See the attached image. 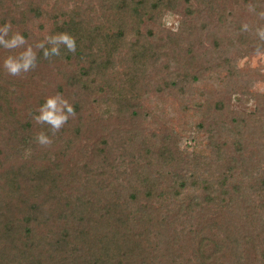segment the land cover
<instances>
[{
	"label": "trees",
	"instance_id": "16d2710c",
	"mask_svg": "<svg viewBox=\"0 0 264 264\" xmlns=\"http://www.w3.org/2000/svg\"><path fill=\"white\" fill-rule=\"evenodd\" d=\"M21 1L26 4L23 9L16 6L18 23L28 25L29 18L43 21L41 30L51 22L53 28L46 36L67 32L77 47L74 53L62 47L59 56L45 58L34 43V69L17 76L0 74V90L29 113L20 127L0 122V264H264V154L258 155L261 143L254 137L257 129L259 139L264 137V96L256 113L239 119L235 114L224 116L227 105L215 94L211 101L200 100L194 110L208 119L211 135L205 153L183 146L192 138H186L184 130L181 135L153 127L144 135L132 126L124 134L114 124L98 135L77 118V103L72 104L75 115L55 135L33 119L48 98L35 94L28 84L36 75L33 71L63 59L68 65L87 62L81 76L95 67L99 76H105L115 42L129 38L134 39L140 60L129 61L132 79L123 85L122 95L109 85L104 92L126 119L143 123L146 117L141 106L132 104V94L139 90L135 89L138 67L163 63L168 87L176 90L183 83L192 88L201 72L209 73L205 79L217 76L227 90L242 89L247 75L228 59L216 66L225 69L226 74L219 75L209 65L198 66L189 40L167 34L153 45L147 41L160 32V24L151 22L153 13L180 4L186 8L178 34L200 33L193 34L201 27L198 23L191 27L196 15L205 30L196 12L200 0H148L149 10L143 7L146 0H53L58 4L56 14H49L48 0H41L44 8L40 1V5ZM201 1L204 12L223 25L226 20L218 14L216 0ZM251 1L258 12H264L262 0ZM5 14L12 16L10 11ZM132 18L136 29L129 23ZM144 20L151 24L140 33ZM259 26H264V18L256 16L249 29L254 39L246 43L251 53L260 44L255 32ZM84 80V90L92 86V93L101 95L104 87L99 82ZM66 82L67 87L79 83L74 74L67 75ZM61 93L56 89L53 96ZM209 116L214 119L211 129ZM202 128L199 123L195 129ZM40 132L51 136L50 145L36 143Z\"/></svg>",
	"mask_w": 264,
	"mask_h": 264
},
{
	"label": "rangeland",
	"instance_id": "374dc122",
	"mask_svg": "<svg viewBox=\"0 0 264 264\" xmlns=\"http://www.w3.org/2000/svg\"><path fill=\"white\" fill-rule=\"evenodd\" d=\"M39 1L41 5L38 4ZM137 1L139 0H135V2ZM262 1L264 2V0ZM45 3L50 6L49 14L58 13V4H55L53 0L45 1ZM215 3V6L220 9L218 14L224 18L223 20H226L223 25L220 26L222 23L218 21L217 18H211L213 16L204 12V3L200 0L197 7L196 4L194 5L197 8L196 12H200L199 14L206 25L205 30H201L202 22L199 20V15H196L190 20L193 21V23L191 22V27H194L193 25L198 23L197 25L201 27L196 29L193 34L198 31L200 33L196 34V36L178 34L181 23L185 21L184 9L186 8L183 4H180V7L174 10L162 9L159 12L158 9L155 11L152 15L151 19L153 20H151V22L154 23L156 27L160 24V32L153 39V36L146 38L151 45L154 44L155 40H163L164 36L167 34L173 36L178 41H185L187 43V40H189L194 46L196 59L199 61L198 66L201 65L203 69L207 68V65H209L213 67L215 71L217 70V72L220 73L219 75H225V69L216 66L219 65L222 60L228 59L238 72L247 75L246 78L248 82L247 84H243L244 86L242 89L232 86L230 87L231 89L227 90L222 82L220 83L216 80L217 76L205 79L209 73L203 74L204 72H201L196 78V82L193 84L192 88H190L191 85L188 86L183 83L177 86L180 88L176 90L174 87H168L169 82L166 77L169 74L167 69L162 65L163 63L156 65L155 68H150L148 66V68L143 70L138 67V77L135 80V89L136 91L139 89L136 92L138 97L135 93L132 94L135 101H132V104H137L139 105L138 107L141 106L140 110L146 117H144L145 121L143 123L132 121L128 118L126 119L125 115L119 113L118 108L109 101L110 99L112 100V97L106 95L104 92L106 89L108 90L107 85H109L108 87H111L114 93L118 94V96L119 94L122 95L123 85L128 84V81H130L129 78L132 79V73L129 70L131 68L129 66V61H140L134 53V39L132 38L123 40V42H115L112 58L108 59L111 63L110 70L105 72V76H99L96 67L93 68L91 74L81 76L84 72L83 67L88 65L87 62H82L79 65H68L63 59H59L56 61L52 60V63L47 64L40 70L33 71L36 74L33 78L35 83H33L31 79L30 81L32 82H28V84L35 94L41 96L51 97L54 95L56 89L63 90V93L60 95L62 98L66 99L71 105L73 103L79 104L77 118L85 122V124L98 135H101L102 132L105 133L111 128L107 125L113 127L114 124V126H119L121 129L120 131L123 133H127L130 127L135 126L138 129L137 131L142 132L144 135H147L153 127L163 131L174 129L176 132L178 131V133L181 132V135L184 133L182 132L184 130L186 138L188 136L192 138L184 142L183 146H187L189 151L197 150L198 152L205 153L208 137L210 135L207 133L209 122L201 113L194 110L200 100L208 99L211 101L215 94V98L224 100L227 105L224 116L228 119L230 114H235L239 119L240 117H246L248 114L256 113L257 109H260V99L264 96V55H257L256 53L249 52L252 47H250L251 45H246L249 40L253 41V36H255L254 32L249 31V29L254 26V20L257 16L256 12H258L255 9V5L251 0H216ZM12 4L14 5L12 6ZM25 4L26 3L21 0H2L0 2V25L5 21H10L12 24L10 35L16 32L21 33L25 36L27 41V45L25 46H28L38 43V39H43L53 27L50 24L51 22H48L44 25L43 29L39 30L40 24L44 22L42 21L39 23L32 18H29L30 22H27L28 25H21L18 23L20 16L16 6L18 5V7L23 9ZM33 4L40 5L42 8L45 7L44 4L41 3V0H34ZM133 6V1H131L129 6L130 10ZM143 7L149 10L150 3L148 0L144 2ZM251 8H254L256 12L250 11ZM261 9L264 10V6ZM8 11L12 12L11 17H7L8 15L5 14ZM14 11L15 13L13 14ZM157 17H160L159 22L156 21ZM206 17L211 19H207ZM205 19L209 22V25ZM98 21L94 20V22ZM129 21H132L129 22L131 27L136 29L135 19L132 18V20ZM145 21L146 20L143 21L144 25L142 24V26H140V33L146 31L145 27L151 24ZM186 24L187 30H185V32L188 31L190 26L188 21ZM244 24L249 25L247 31L242 30V25ZM176 33L178 35H176ZM170 47H173V45ZM179 47L181 48V46ZM17 50H21L20 52H22L24 46L12 50L0 47V74L6 72L3 68V60L8 56H18ZM102 59L105 60L106 58ZM169 66H171V63ZM72 74L78 79L79 83L73 87L71 85L67 87V75ZM62 77H65V79ZM81 77L87 79V83L91 80H96L97 83L99 82L102 87H104L101 90V95L92 93V86L85 88L88 90H84V86L82 85L84 79L81 81ZM122 103L123 102H120L119 104ZM28 115L29 113L19 108L16 101L9 93L0 90V122L5 121L20 127V125L27 121L28 117L26 116ZM254 118L249 122H252ZM209 120L211 129V123L214 119L209 116ZM262 122L264 123V120H262ZM199 123H202L204 128L197 131L195 128ZM186 124H188L187 127ZM253 125L257 126V124ZM262 125L259 123V127L262 128ZM254 137L256 142L261 143V148L258 149V151L260 150L261 152L259 151L260 153H258V155H263L264 137L261 135V139H259L258 129ZM199 143L200 145H198Z\"/></svg>",
	"mask_w": 264,
	"mask_h": 264
},
{
	"label": "clouds",
	"instance_id": "9594fccd",
	"mask_svg": "<svg viewBox=\"0 0 264 264\" xmlns=\"http://www.w3.org/2000/svg\"><path fill=\"white\" fill-rule=\"evenodd\" d=\"M250 11L256 12L254 8ZM257 16L264 18V12H256ZM12 24L5 21L0 25V47L8 50L18 49L27 45L25 36L19 32L12 33ZM249 25H242V30L247 31ZM256 36L260 44L256 48L257 55H264V26L255 29ZM47 45V46H46ZM67 52L74 53L76 51V40L67 32L51 34L45 37L44 41L35 44L36 49L43 52L45 58L59 56L61 48ZM37 53L33 50V46L28 45L18 56H8L3 60V68L13 76L27 73L36 67ZM75 115L74 107L60 95L48 97L38 109V114L33 116L37 124H45L51 135H55L68 122L71 116ZM36 143L41 146H48L52 143L51 136L45 132H40L36 136Z\"/></svg>",
	"mask_w": 264,
	"mask_h": 264
}]
</instances>
